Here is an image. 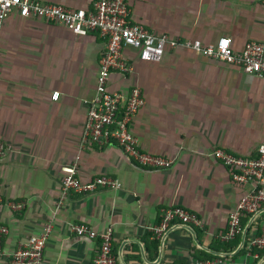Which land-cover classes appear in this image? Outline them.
Listing matches in <instances>:
<instances>
[{
  "label": "crops",
  "instance_id": "crops-1",
  "mask_svg": "<svg viewBox=\"0 0 264 264\" xmlns=\"http://www.w3.org/2000/svg\"><path fill=\"white\" fill-rule=\"evenodd\" d=\"M90 9L94 0H39ZM130 21L203 46L230 38L231 48L264 44L263 0H127ZM107 39L78 34L45 18L12 11L0 24V222L9 228L0 264L47 224L52 231L42 264H92L100 237L78 235L73 225L113 229L116 264H264V203L242 230L226 239L231 213L253 183H238L213 152L253 157L264 142V77L208 56L194 47H167L145 62L134 49L132 71H113L112 91L127 96L139 86L145 103L131 121L139 147L172 164L153 168L115 142L82 141ZM59 92L57 99L54 92ZM76 166L82 181L118 179L116 189L62 193ZM21 205V207H18ZM181 206L200 223H173L156 232L163 209ZM241 217V218H242Z\"/></svg>",
  "mask_w": 264,
  "mask_h": 264
},
{
  "label": "built area",
  "instance_id": "built-area-1",
  "mask_svg": "<svg viewBox=\"0 0 264 264\" xmlns=\"http://www.w3.org/2000/svg\"><path fill=\"white\" fill-rule=\"evenodd\" d=\"M12 11H17L22 17L35 16L63 24L78 34L98 32L107 39L106 50L99 61L95 94L89 101L82 141L85 144L115 142L131 158L144 166L165 168L171 166L172 160L142 150L131 130L133 117L145 103L141 88L132 87L127 96L109 88L113 71L121 73L132 71V65L124 54L126 49H134L141 61L156 62L163 58L167 47H194L205 51L208 56L238 65L247 73L264 77L263 43L251 41L246 43L241 51L235 52L231 48L230 38H222L216 45L203 46L200 40L182 41L167 33H155L143 24L130 21L131 10L127 0H94L90 9L72 8L39 0H0V24L3 17ZM58 97L59 92H54L53 98ZM5 151L6 145L0 141V157ZM213 154L231 169L234 181L241 184L253 183L252 190L241 197L230 215L225 235L226 239H230L242 230V215L256 212L264 203V142L258 146L253 157H244L224 149H216ZM66 170L62 179L63 196L72 192L86 194L121 186L118 179L108 175H99L85 182L77 175L76 166ZM176 222L200 223V219L184 207H168L163 209L160 224L155 227V231L163 232ZM73 230L78 235L100 237V250L92 264H116L112 228L99 233L89 224L78 223L73 225ZM51 231L52 225L47 224L42 233L31 236L26 244L13 252L11 264H42ZM8 233L9 228L0 222V254L2 240ZM253 244L264 247V232L253 240ZM202 264L211 262L206 261Z\"/></svg>",
  "mask_w": 264,
  "mask_h": 264
},
{
  "label": "trees",
  "instance_id": "trees-1",
  "mask_svg": "<svg viewBox=\"0 0 264 264\" xmlns=\"http://www.w3.org/2000/svg\"><path fill=\"white\" fill-rule=\"evenodd\" d=\"M248 216H249V215H246L245 217L243 216V217L241 218V226H242V227L244 226V223L246 222Z\"/></svg>",
  "mask_w": 264,
  "mask_h": 264
}]
</instances>
